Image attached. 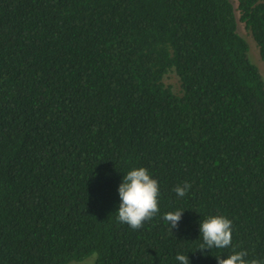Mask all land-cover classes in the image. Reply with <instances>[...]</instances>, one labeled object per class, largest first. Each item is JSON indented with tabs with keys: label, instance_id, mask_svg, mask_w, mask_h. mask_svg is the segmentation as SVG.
I'll return each instance as SVG.
<instances>
[{
	"label": "trees",
	"instance_id": "trees-1",
	"mask_svg": "<svg viewBox=\"0 0 264 264\" xmlns=\"http://www.w3.org/2000/svg\"><path fill=\"white\" fill-rule=\"evenodd\" d=\"M236 1L264 61V0ZM139 167L160 213L133 230L118 188ZM216 215L232 246L201 252ZM242 250L264 261V79L231 0H0V264H218Z\"/></svg>",
	"mask_w": 264,
	"mask_h": 264
},
{
	"label": "clouds",
	"instance_id": "clouds-1",
	"mask_svg": "<svg viewBox=\"0 0 264 264\" xmlns=\"http://www.w3.org/2000/svg\"><path fill=\"white\" fill-rule=\"evenodd\" d=\"M191 184L184 182L177 185L173 191L179 196L187 195ZM118 194L120 204L117 219L120 223L127 224L133 230L141 229L146 221L160 213L159 196L160 185L158 180L152 178L144 167L133 168L123 176L119 185ZM184 210L167 212L163 219L170 226L171 230L178 228ZM232 221L223 215L209 216L200 223L202 243L199 250L225 249L232 246ZM246 251H234L226 259L217 256L218 264H264L260 259H246ZM175 259L179 264H190L187 255L177 254Z\"/></svg>",
	"mask_w": 264,
	"mask_h": 264
},
{
	"label": "rangeland",
	"instance_id": "rangeland-1",
	"mask_svg": "<svg viewBox=\"0 0 264 264\" xmlns=\"http://www.w3.org/2000/svg\"><path fill=\"white\" fill-rule=\"evenodd\" d=\"M234 8H235V13L237 17V30L240 33L241 36L244 37L248 44V56L250 60L258 67V70L264 79V61L260 58L259 52H258V47L253 40L250 31L245 27L244 23L239 20V11L236 9L237 8V1L236 0H231ZM163 81L166 85L171 86L172 90L174 92H179V80L176 74L173 71H170L165 75L163 78ZM94 254L88 256L86 259L82 261H70L66 264H94Z\"/></svg>",
	"mask_w": 264,
	"mask_h": 264
}]
</instances>
